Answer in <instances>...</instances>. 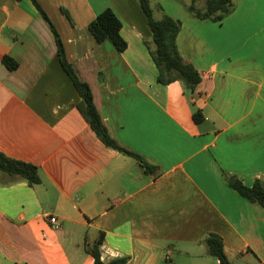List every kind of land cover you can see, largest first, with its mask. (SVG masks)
Segmentation results:
<instances>
[{
	"label": "crops",
	"instance_id": "obj_1",
	"mask_svg": "<svg viewBox=\"0 0 264 264\" xmlns=\"http://www.w3.org/2000/svg\"><path fill=\"white\" fill-rule=\"evenodd\" d=\"M35 1L110 137L156 170L97 138L32 1L0 0V154L40 179L0 172V264H94L101 237L104 264H218L202 243L209 234L231 264H264V210L224 179L264 183V0H231L220 21L196 18L191 0H147L156 20L179 22L177 50L201 76L194 93L157 83L139 0ZM106 9L121 23L122 53L89 32Z\"/></svg>",
	"mask_w": 264,
	"mask_h": 264
},
{
	"label": "trees",
	"instance_id": "obj_2",
	"mask_svg": "<svg viewBox=\"0 0 264 264\" xmlns=\"http://www.w3.org/2000/svg\"><path fill=\"white\" fill-rule=\"evenodd\" d=\"M31 1L54 37L59 63L80 98L77 104V110L83 116L89 127L105 147L134 159L145 172L154 173L156 170L154 167L148 165L139 155L119 146L110 137L94 105L93 95L89 85L79 79L74 68L68 63L61 39L47 15L35 0ZM196 1L198 0H191L188 10L198 19L220 21L232 10L231 0H201L204 2L203 11L196 9ZM139 3L152 33L151 41L145 42V47L157 69V83L168 85L173 82H179L186 92L194 93L201 82V76L192 65L184 62L177 50L176 37L180 30L179 22L167 16L156 20L153 17L148 1L139 0ZM63 13L69 18L66 11H63ZM88 29L96 43L108 41L119 53L126 50L127 44L120 35L121 23L110 9L101 12L89 24ZM2 64L9 71H15L18 67L17 62L7 56L3 57ZM193 120L196 124H199L203 120L202 114L199 111H195L193 113ZM0 172L12 179L23 180L29 186L40 183L38 171L35 166L26 162L9 159L3 154H0ZM224 179L226 184L239 196L251 204L259 205L264 210V183L255 181L251 187H247L235 177L225 175ZM101 243L102 237L97 239L90 249L91 255L94 258V264H104L101 262L99 254V246ZM202 243L205 245L208 254L215 258L218 264H231L225 256L223 241L219 236L209 234ZM107 264H126V260L117 259Z\"/></svg>",
	"mask_w": 264,
	"mask_h": 264
},
{
	"label": "built area",
	"instance_id": "obj_3",
	"mask_svg": "<svg viewBox=\"0 0 264 264\" xmlns=\"http://www.w3.org/2000/svg\"><path fill=\"white\" fill-rule=\"evenodd\" d=\"M49 223L52 225L53 228H58V224L56 222V219L55 218H49Z\"/></svg>",
	"mask_w": 264,
	"mask_h": 264
},
{
	"label": "rangeland",
	"instance_id": "obj_4",
	"mask_svg": "<svg viewBox=\"0 0 264 264\" xmlns=\"http://www.w3.org/2000/svg\"><path fill=\"white\" fill-rule=\"evenodd\" d=\"M154 18H157V13L154 11Z\"/></svg>",
	"mask_w": 264,
	"mask_h": 264
}]
</instances>
